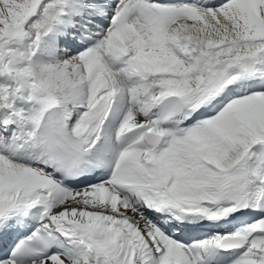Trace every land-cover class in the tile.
<instances>
[{
    "label": "snow or ice",
    "instance_id": "6c2138e0",
    "mask_svg": "<svg viewBox=\"0 0 264 264\" xmlns=\"http://www.w3.org/2000/svg\"><path fill=\"white\" fill-rule=\"evenodd\" d=\"M0 264H264V0H0Z\"/></svg>",
    "mask_w": 264,
    "mask_h": 264
}]
</instances>
